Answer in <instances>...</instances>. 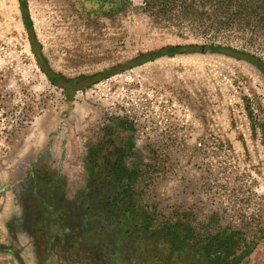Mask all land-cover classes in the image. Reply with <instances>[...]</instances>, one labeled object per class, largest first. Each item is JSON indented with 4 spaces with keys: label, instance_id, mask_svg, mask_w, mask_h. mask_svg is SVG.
Wrapping results in <instances>:
<instances>
[{
    "label": "rangeland",
    "instance_id": "374dc122",
    "mask_svg": "<svg viewBox=\"0 0 264 264\" xmlns=\"http://www.w3.org/2000/svg\"><path fill=\"white\" fill-rule=\"evenodd\" d=\"M252 4L255 15H212L208 0H174L158 13L144 0H27L53 72L103 73L67 111L18 0H0V249L20 256L2 249L0 264L95 262L93 236L78 232L89 149L100 158L115 146L137 169L139 202L157 223L187 224L197 237L235 233L236 252L252 246L239 264H264V76L245 59L206 51L264 60V0ZM167 45L181 49L128 65ZM28 182L63 222L43 252L29 245L13 196Z\"/></svg>",
    "mask_w": 264,
    "mask_h": 264
},
{
    "label": "trees",
    "instance_id": "16d2710c",
    "mask_svg": "<svg viewBox=\"0 0 264 264\" xmlns=\"http://www.w3.org/2000/svg\"><path fill=\"white\" fill-rule=\"evenodd\" d=\"M174 0H144L145 9L151 13L162 12ZM211 14L219 12L233 15L239 10L256 14L255 0H208ZM23 12V24L29 33V40L43 71L53 83L60 86L70 97L77 89H84L95 83L103 73L66 77L53 72L46 59L38 51L32 21L27 11V0H18ZM225 9V10H224ZM231 13V12H230ZM264 26V22H260ZM260 28L263 27L260 26ZM36 47V48H35ZM181 46L167 45L155 50L142 52L129 61L128 65L140 64L164 54L173 55ZM210 50L225 52L236 58L245 59L255 65L264 76V60L253 54L224 46H211ZM103 77V76H102ZM100 148V147H99ZM101 149V148H100ZM126 151L115 146L113 150L96 156L94 148L89 149L87 161V191L83 194L84 210L78 225L82 237L93 247L96 258L92 264H239L252 250L248 245L236 252L235 233L222 232L206 236H194L187 224L156 222L153 212L139 202L136 190L137 169L126 163ZM39 208L44 218L43 230L48 243L56 241L63 232V222L53 210L44 207L40 198ZM54 208V207H52ZM55 217V218H54ZM84 244H86L83 241ZM87 243V245H88ZM223 248L224 252H220Z\"/></svg>",
    "mask_w": 264,
    "mask_h": 264
},
{
    "label": "flooded vegetation",
    "instance_id": "af4514ba",
    "mask_svg": "<svg viewBox=\"0 0 264 264\" xmlns=\"http://www.w3.org/2000/svg\"><path fill=\"white\" fill-rule=\"evenodd\" d=\"M21 188L22 190L20 192H17L15 193V195H13L16 199L17 209L20 214V221L22 222L26 230V234H30L28 235L30 238L29 245L33 248V250H41V252H43L50 243H48L47 237L44 231H42L44 221L46 220H44L39 208V193L33 189L32 182H28V184L22 185ZM2 189L3 187L0 186V212L2 203ZM3 247L4 248L2 249L13 254L14 257L19 256V254L14 252L11 248H8L6 246ZM2 249H0V251Z\"/></svg>",
    "mask_w": 264,
    "mask_h": 264
},
{
    "label": "water",
    "instance_id": "95a60500",
    "mask_svg": "<svg viewBox=\"0 0 264 264\" xmlns=\"http://www.w3.org/2000/svg\"><path fill=\"white\" fill-rule=\"evenodd\" d=\"M21 13H23L22 11H21ZM202 50H204V47H201V51ZM210 50V48H206V51H209ZM51 83H53L52 81H51ZM72 95H70V97L67 99V103H68V109H67V111H69V109L71 108V104H72Z\"/></svg>",
    "mask_w": 264,
    "mask_h": 264
}]
</instances>
